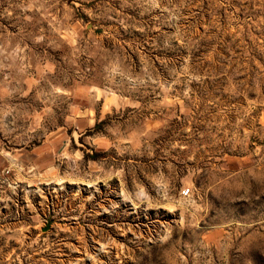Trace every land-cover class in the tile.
<instances>
[{"label": "rangeland", "instance_id": "1", "mask_svg": "<svg viewBox=\"0 0 264 264\" xmlns=\"http://www.w3.org/2000/svg\"><path fill=\"white\" fill-rule=\"evenodd\" d=\"M0 264H264V0H0Z\"/></svg>", "mask_w": 264, "mask_h": 264}, {"label": "built area", "instance_id": "2", "mask_svg": "<svg viewBox=\"0 0 264 264\" xmlns=\"http://www.w3.org/2000/svg\"><path fill=\"white\" fill-rule=\"evenodd\" d=\"M188 194V190H184V191H182V195L183 196H186Z\"/></svg>", "mask_w": 264, "mask_h": 264}]
</instances>
